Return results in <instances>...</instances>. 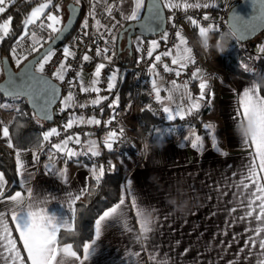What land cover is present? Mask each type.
<instances>
[{"label":"crops","instance_id":"0c3cea01","mask_svg":"<svg viewBox=\"0 0 264 264\" xmlns=\"http://www.w3.org/2000/svg\"><path fill=\"white\" fill-rule=\"evenodd\" d=\"M226 1L188 0L189 3L201 5L223 4ZM162 2L164 4L168 0ZM172 2L182 3V0ZM73 3L80 5L79 0ZM132 7L126 16L131 14ZM144 7L139 13L140 17ZM182 31L186 40L191 38L201 49L205 60L200 72L201 78L194 79L190 89L181 85L178 89L173 88L171 83H164L158 78L155 81L161 89L163 107L175 109L181 106L185 110L200 96L201 79L207 81L204 99L198 101L201 107L198 125L180 123V117L177 116L167 122L159 120L147 129L140 115L142 102L139 105L130 103L123 125L133 135L135 146L123 153L133 154L125 160H113V165L127 171L121 198L124 204L118 215L101 222L99 235L96 232V220L121 199L105 209L95 220L93 237L85 243L90 245L87 259H84V246L78 252L69 243H58L59 231L68 229L62 226L56 237L57 249L71 245V250L77 253L79 259L58 252L57 261L60 264H258L260 259H264L258 245L256 249L244 248L258 222L254 218L239 219L246 211L245 207L240 206V199L248 193L236 187L248 176L254 160V147L246 146L240 134L237 112L244 91L258 83L225 69L221 52L212 49L217 42L212 40L211 33L208 36L209 47L206 49L201 43L198 28L190 21L182 22ZM138 39V36L134 37V47ZM136 52L138 56L139 52ZM209 55L211 58H207ZM222 75L227 83L222 81ZM81 78L85 86L90 87L96 79L94 74H82ZM260 95L263 96L261 92ZM2 104L8 107H0V142L9 147V142L12 145L10 133L9 137H4L2 129L8 127L14 114L12 110L15 101ZM205 125L212 127L206 128ZM53 128L54 124L50 130ZM154 130H162L159 139ZM196 137H199L197 147H193ZM15 155L20 187L3 196L7 178L0 170L3 177L0 214H3V221L16 242L24 264H30L12 220L13 210L19 212L23 208L25 212L30 209L42 211L45 215L64 218L69 227L73 228L74 217L69 205L71 203L75 209L79 199L72 203L70 197L81 198L87 190L89 178L98 175L103 165L88 163L78 156H68L65 151L56 152L46 145L17 151ZM255 163L257 179L264 184V171L258 167V157ZM245 182L250 183L246 179ZM254 187L249 188L248 192L253 191ZM17 192L21 194L19 206L10 199ZM133 200L137 207H133ZM138 208L149 213L153 221L147 239L141 236ZM232 208H237V211L231 212ZM3 231L4 225L0 224V233ZM138 236L141 239L138 240ZM0 264H10V261L0 256Z\"/></svg>","mask_w":264,"mask_h":264},{"label":"snow or ice","instance_id":"6c2138e0","mask_svg":"<svg viewBox=\"0 0 264 264\" xmlns=\"http://www.w3.org/2000/svg\"><path fill=\"white\" fill-rule=\"evenodd\" d=\"M10 0H0V14L6 11V7L8 6ZM264 3V0H262ZM52 4V0H46L44 3H40L37 7L33 8L29 15L24 20V31L22 34L17 38V44L19 45L22 40L26 36L29 35V26L37 25L39 22L38 27L41 29L47 28L52 33H59L61 29L58 27L61 24L60 17L55 13H47L45 15V10L48 9ZM132 10L131 14L126 16L125 19L129 21H138L140 19L139 13L141 9L144 7V0H132ZM164 7L168 9L179 8L183 7L185 9L190 7L199 8L201 6L208 7L207 4L201 5L200 3H189L188 0H182V3H174L172 0H168V2L164 3ZM153 8L155 5H151L149 7L150 16L147 18V22L143 25L145 30L151 31L152 30V22L154 19L158 18L160 13L159 10H156L153 13ZM59 6H56V12H59ZM109 14H111V9H109ZM44 17V19H41ZM234 19H238L241 21V27L238 32L248 31V26L243 23L242 17L233 16ZM191 23L194 27L198 28V35L199 37H208L209 34L215 29L211 25L208 27H203L198 24L195 19H192ZM205 20H208L209 17L207 15L204 16ZM264 20V16L261 17ZM11 17H8L2 24H0V40H2L5 36L9 34L10 25H11ZM84 28L88 27L87 20H85ZM97 31L101 27L100 22H96ZM238 32H233V36L237 37L238 39H242V35H238ZM177 39L179 41L178 44L174 45L172 49L165 51L164 53L157 55L155 60L159 62L161 60V56H168L172 57L171 63L176 65V69L169 68L167 64H165L164 71H175L176 76L181 75V70L186 68L189 63H195V58L192 55V49L187 46V40L181 35L178 31L176 33ZM58 38V36H57ZM165 41L167 40V33H164L162 37ZM115 39V38H113ZM31 40H32V47L31 52H39L40 49L37 47V44H40L42 47V43L40 40L37 39L36 33H31ZM107 43V41H106ZM141 41L137 40L138 50ZM159 47V43L156 40L151 41L150 47L148 49V56L151 57L153 52ZM204 48H208V42L205 41L203 44ZM264 51V49H261ZM64 56L65 60L61 62L59 65V69L53 73V77L60 81H63L65 76L64 73L66 72V61L69 56H73L68 47L64 48ZM103 51L105 53L108 52V48H104ZM101 49H97V54L99 55ZM175 53V54H174ZM30 54V53H29ZM12 55L15 57L16 64L20 65L23 60L27 59V55H18L17 49H12ZM53 55L52 49H47L44 51L38 58H36L35 63L29 62L22 70L21 73L23 76L28 78V82L25 85H21L19 88L14 89L12 92L8 93L9 95L15 96H22L27 95L35 101V98L39 96L41 93L47 95L50 91L53 94L58 91L55 85H53L44 75L45 72V65L50 61L51 56ZM90 57L85 54L83 56L84 61H88ZM110 59V58H109ZM70 67V66H69ZM105 67L104 64H98L95 69L94 76L98 78L101 73V69ZM156 65L153 64L151 69H155ZM34 69V71H33ZM193 79L201 78L200 77V69L197 68L195 72L192 73ZM116 74L113 73L109 77L108 82V90H111L114 86V81L116 80ZM70 86L74 87L75 84L70 81ZM80 83V90L81 92H96L99 93L100 89L95 87L94 85L98 83L97 79L92 81V87H85L83 81H79ZM153 91L155 92V98L157 101H161L160 92L161 89L156 86V81L153 80ZM173 88L178 89L180 85L176 83V81H172ZM184 87L187 88V82L184 84ZM200 87V96L197 98L196 101H192L190 106L185 110L181 106H177L175 109H171L167 106L163 108V111L167 114L168 120H173L177 116L183 118L184 115H190L193 110L198 109L200 107L199 100L204 99V90L207 87V81L205 79H201ZM102 99H106V97H99L97 96L95 99H92L90 103L92 105H97L100 103ZM171 99V96H169ZM189 99L191 100V96L189 95ZM74 101L73 93L70 91L67 96L63 99L62 103L64 107H71ZM81 108L86 107V105L81 104L79 105ZM0 107H8L6 104H0ZM64 110L63 108L61 109ZM40 112L43 114L44 119H50L47 111L44 109H40ZM238 123L240 124V134L243 138V142L246 146H253L254 147V160L252 166L249 168L248 176L245 178L246 180L250 181V183H246L245 179H242L236 187L238 189H242L243 192L248 193L247 196H244L240 199V206L245 207L246 211L244 215L239 217V219L244 220L246 218H254L258 222V226L254 229V234L250 236L244 245V248L250 247L251 249H256L258 245V250L262 257H264V184L259 183L257 179V165L255 163V158L258 157L259 159V169L264 171V96L260 95V88L259 85L254 84L253 86L247 88L243 93V98L241 100L240 109L237 112L236 117ZM84 123L83 117L79 118H70L69 122L65 125V129L71 128L73 123ZM88 124H99L100 121L96 120L95 118H90L87 120ZM108 123H111L109 121ZM206 128H211V125H205ZM3 136L9 137V129L7 126H4L3 129ZM123 129L121 128L119 134L116 131H111L108 133V139L105 141V147L109 150H112L114 143L117 141L118 136L123 135ZM156 138L159 139L160 136L163 134L162 130H154ZM53 135H59V132L53 128L50 131L44 133L43 141H48L49 138ZM199 137L193 141V147H197V141ZM69 141H73L76 144H80L81 140L79 135L76 136H69L61 143L53 144L52 150L56 152H64L67 151L68 156L76 155V152L72 151L71 149L67 148ZM90 145H93L94 142H89ZM11 142H9V147H11ZM38 147H42L41 144ZM147 148V145H145ZM93 155H98L99 153L96 151H92ZM17 160L19 162V153H17ZM114 167V166H113ZM95 171V170H94ZM104 174V169L101 166L99 170V174L95 175V179L97 184H99L101 177ZM255 185L254 190L248 192L249 188ZM3 186V177L0 175V188ZM10 199L16 202L17 206L21 204V194L17 192L14 196L10 197ZM72 203L75 200L80 199V196H76L74 198L70 197ZM245 200L247 203H245ZM133 207H137L136 201L133 200ZM124 204V200L121 201L110 210L105 211L99 219L96 220V232L99 235L100 225L101 222L104 221L106 218L118 215L121 205ZM69 207L72 209L73 217L75 216V209L72 208V204L70 203ZM231 212H236L237 208H232ZM255 213V215H254ZM137 215L141 217L140 219V229H141V236L144 239H147V234L152 231L150 225L152 224V220L150 218V214L146 213V211L142 208L137 209ZM12 220L16 224V229L19 232L20 239L23 243V247L27 252V260L30 261V264H60L57 261V254L58 252H62L65 255L76 257L77 253L71 250V245L65 246L63 249H57L56 247V237L57 233L60 228L67 227L69 231L71 228L68 225V221L64 218H57L55 215H45L42 211H32L31 209L27 212L20 209L19 212L13 210L12 212ZM0 224L4 225V231L0 233V256H3L6 261H10V264H24V259L20 256L19 250L16 248V242L11 237V232L7 229L6 223L3 221V214H0ZM141 236H138L137 239H141ZM241 249V251L244 250ZM90 254V245H84V259L88 258ZM155 259V257H152ZM258 264H264V259H260Z\"/></svg>","mask_w":264,"mask_h":264},{"label":"built area","instance_id":"2783aa9c","mask_svg":"<svg viewBox=\"0 0 264 264\" xmlns=\"http://www.w3.org/2000/svg\"><path fill=\"white\" fill-rule=\"evenodd\" d=\"M14 0H10L9 4ZM80 5L83 7V21L78 25L72 37L62 43L59 47L53 49V55L50 61L45 65L44 75H47L54 80H56L62 86L61 98L56 105V112L59 113L61 109H66L69 107H64L62 101L71 91L74 96V101L71 107H80L79 105H92L90 101L95 99L97 96L108 98L114 87L117 84L119 77L123 74L124 70L127 68L133 70V90L135 92L136 98L134 104H141L144 98L147 99V105L152 110L160 121L167 122V114L163 111V105L161 101H157L155 98V92L153 91V80L157 78L164 83H171L176 81L178 85L184 86L187 82V88L190 89L193 84L192 73L196 71L197 68L201 70L204 68L205 60L202 55L200 47H198L191 38L187 40V45L192 49V55L195 58V63H189L186 68L181 70V75L176 76L175 71H164V65L167 64L169 68L176 69V65L171 63L172 58L168 56H161V60L157 62L155 57L164 53L165 51L172 49L174 45L178 44L176 33L179 31L182 35V22L187 20L190 21L189 17L195 19L200 26L208 27L211 25L215 31L219 32H231L227 24V15L230 8L234 5L236 0H228V3L218 4V5H208V7H190V8H173L166 10V27L165 30L157 36L144 37L137 35L140 38L139 45V55L136 63L133 66H128L123 63L116 53V41L120 31V21L114 13L115 4L107 3L104 9L98 10L95 6L94 0H79ZM8 4V5H9ZM57 4H53L49 7L45 15L49 12L57 14L60 18L63 17V11L60 8L59 12H56ZM8 7V6H7ZM6 11L0 14V23L10 17ZM109 9H111V14H109ZM209 17L208 20L204 19V16ZM41 19H44L42 17ZM87 20L88 27L84 28V22ZM99 21L101 27L97 31L96 22ZM37 25L29 26V35L17 44V39L13 44V48L17 49V53L29 54L31 52L32 40L31 33L35 32L38 40L44 42L52 32L47 28L41 29ZM214 31V32H215ZM164 33H167V40L165 41L162 37ZM232 33V32H231ZM233 34V33H232ZM115 38V39H113ZM156 40L159 43V47L153 52L152 56H148V49L150 47L151 41ZM107 41V43H106ZM239 42V41H238ZM256 54H247V67L251 77H257L259 74H264V63H261V59L264 57V29L258 33V35L251 40ZM241 48L243 49L247 42H239ZM38 45V44H37ZM40 45V44H39ZM138 47V45H136ZM39 47V46H37ZM68 47L69 50L74 53L73 56H69L66 61V72L64 73V80L60 81L53 77V73L59 69V65L65 60L64 48ZM101 49L100 54H97V49ZM104 48H108V52L103 51ZM87 54L90 59L88 61L83 60V56ZM110 58V59H109ZM207 58H211L209 55ZM98 64H104L105 67L101 69L100 76L96 78L98 83L95 87L99 88V93L96 92H81L79 81L82 80L81 75H92L95 73L96 66ZM155 64V69H151V66ZM70 66V67H69ZM2 67L0 66V74ZM115 73L116 80L113 82L114 86L111 90H108L109 77ZM70 81H72L75 86H70ZM83 81V80H82ZM84 83V82H83ZM85 86V84H84ZM90 87V86H85ZM130 105V104H129ZM129 105L126 108H118L117 106H112L109 115L105 118H100L98 116L92 115H82L77 114L66 119L58 121V117L55 122V129L59 132V135H53L48 141H45L47 145L52 147L53 144L61 143L69 136L79 135L81 143L76 144L73 141H69L67 148L76 152V155L86 161H90L95 165H102L101 148L98 139L95 135L96 132H100L103 135V146L105 149V141L108 139V133L111 131H116L119 134L122 128L123 135L118 136L117 141L114 143L112 150L109 151H121L126 152L135 146V139L133 135L127 131L123 125V118ZM201 108L193 110L190 115H185L183 118L178 119L180 123H196L200 117ZM83 117L84 123H73L71 128L65 129V125L69 122L70 118ZM90 118H95L99 120V124H88L87 120ZM111 121V123H108ZM142 124V123H141ZM50 131V127L47 128L44 133ZM89 142H94L90 145ZM96 151L99 154L93 155L92 151ZM67 152V151H65Z\"/></svg>","mask_w":264,"mask_h":264},{"label":"trees","instance_id":"16d2710c","mask_svg":"<svg viewBox=\"0 0 264 264\" xmlns=\"http://www.w3.org/2000/svg\"><path fill=\"white\" fill-rule=\"evenodd\" d=\"M41 0H14L7 7V13L12 18L10 31L7 36L0 40V62L3 57H7L11 65L18 69L29 58L34 56L37 52H30L27 55V59L23 60L20 65L16 64L15 57L12 55L13 44L15 40L24 31V20L31 12V9L35 4ZM75 0H52L53 4H57L63 11V19L59 28L62 26L65 17L67 16V5ZM146 2V0H145ZM95 6L98 10H103L107 3H114V13L120 21V31L131 21L125 19L121 6L118 0H94ZM52 4V5H53ZM81 6V13L78 22L66 39L69 40L74 34L76 28L83 21L84 13ZM144 11V9H143ZM142 11V14H143ZM119 31V32H120ZM56 33H52L42 45L47 44ZM225 34H230L226 44L221 46L224 51L221 52L222 64L230 72L236 73L243 77H251L247 67V54H256V50L251 41H248L245 47L242 49L238 40L231 32H211L212 40L219 41ZM123 38H126V33L123 34ZM64 44V43H63ZM42 46V47H43ZM122 46V45H121ZM118 47V38L116 41V53L119 55L121 61L128 66H133L138 58L135 47L128 46L127 39L125 41L124 48ZM39 45V49H41ZM125 51V52H123ZM18 55H24L17 53ZM264 63V57L260 60ZM2 67V66H1ZM3 77V71H1L0 79ZM254 78L260 88L261 94L264 96V74H259ZM136 98L133 90V70L127 68L123 74L119 77L116 86L114 87L111 95L102 99L97 105H86V107H69L58 113V121L66 119L68 117L82 114L98 116L105 118L109 115L112 106L118 108H126L127 105L134 102ZM15 101L17 103L16 112L8 122L9 133L12 141V147H7L0 142V170L5 174L7 178V185L3 192V196L9 195L17 190L19 185V173L16 162V152L26 149L39 148L41 144L45 146L43 141V132L49 128L52 124L40 119L29 107L28 101L23 97H7L0 93V104L3 102ZM142 109L140 115L144 120V127L150 128L159 121L157 115L150 110L147 105V99L142 100ZM201 108V107H200ZM204 109V108H203ZM201 115V112H200ZM200 118V117H199ZM199 121V119H198ZM196 123H192L198 125ZM101 148L102 165L104 167V174L97 184L95 177L89 178L87 190L77 201L75 206V216L73 218V228L71 231L68 229H61L58 233V243L71 244L78 252H81L84 244L93 237L94 223L98 216L107 208L118 202L123 195V183L126 178L127 171L122 170L116 165H113V160L118 159L124 155L121 151H109L103 146V135L100 132L95 133ZM86 161V160H85ZM91 163L90 161H86ZM114 166V167H113Z\"/></svg>","mask_w":264,"mask_h":264},{"label":"water","instance_id":"95a60500","mask_svg":"<svg viewBox=\"0 0 264 264\" xmlns=\"http://www.w3.org/2000/svg\"><path fill=\"white\" fill-rule=\"evenodd\" d=\"M155 5L153 8V13L156 10H159V17L154 19L152 22V30H145L143 25L147 22V18L150 16L149 7ZM162 0H146L143 14L141 15L138 21L129 22L118 34V47L121 46V41L123 34L126 33V39L128 46H132L133 38L137 35L144 37H152L160 35L166 27V10L163 6ZM81 13V6L73 2L68 3L67 5V16L60 27L61 31L56 33L53 38L45 44L39 52L34 56L29 58L20 68L15 69L10 60L7 57H3L1 60V66L3 71V77L0 79V93L7 97H18L15 95H9L8 93L12 92L14 89L19 88L21 85H25L28 82V78L23 76L21 70L31 61L35 63L36 58H38L44 51L47 49H55L59 47L62 43L66 41L68 36L74 30L79 16ZM242 17L243 23L248 26V31L238 32L241 27V21L234 19L233 16ZM264 16V3L262 0H236L234 5L230 8L227 15V24L231 32H238V35H242V39H236L239 42H248L253 40L260 31L264 29V20L261 17ZM58 36V38H57ZM34 71V69H33ZM45 77L56 86L58 89L54 94L48 92L47 95L41 93L39 96L33 98L22 95L20 97L26 98L29 104L30 109L42 120L52 124L55 122L58 117L56 112V105L58 104L61 94L62 86L53 78L45 75ZM40 109L47 111L50 119H44L43 114L40 112Z\"/></svg>","mask_w":264,"mask_h":264},{"label":"rangeland","instance_id":"374dc122","mask_svg":"<svg viewBox=\"0 0 264 264\" xmlns=\"http://www.w3.org/2000/svg\"><path fill=\"white\" fill-rule=\"evenodd\" d=\"M44 2H46V0H41V1H39L37 4H35L34 6H33V8H35V7H37L40 3H44ZM229 1H226L225 3H228ZM118 3H119V5L121 6V8H122V11H123V15H124V17H126V13H129V9H130V7L133 5L132 4V0H118ZM176 3V2H175ZM213 5H218V4H213ZM32 8V9H33ZM31 9V10H32ZM47 10L48 9H46L45 10V13L47 12ZM65 18H66V16H64ZM61 19V21H62V19H63V17H61L60 18ZM65 20V19H64ZM59 27V26H58ZM134 39V38H133ZM125 41H126V38H123V40L121 41V47L122 48H124V45H125ZM214 42H217V41H215L214 40ZM218 43V42H217ZM217 43H215V46H217ZM37 46H39V44L37 45ZM212 47V49H217L216 47ZM136 47V50L138 51V47L137 46H135ZM217 62H219V59H218V61ZM223 76V75H222ZM247 79H249V80H251V81H254L255 83H257V81L254 79V78H252V77H246ZM222 81L223 82H226L227 83V80H226V78L223 76V78H222ZM16 109H17V103L15 102V104H14V107H13V110H12V114L13 113H15L16 112ZM11 113V112H10ZM4 124V123H3ZM7 125V124H6ZM44 143H45V141H44ZM45 145L48 147V148H52V147H50L49 145H47V143H45ZM131 154H133L132 152L131 153H129V154H125V155H122V156H120L118 159L119 160H125L126 158H130L129 156H131ZM138 155H136L135 157H137Z\"/></svg>","mask_w":264,"mask_h":264},{"label":"clouds","instance_id":"9594fccd","mask_svg":"<svg viewBox=\"0 0 264 264\" xmlns=\"http://www.w3.org/2000/svg\"><path fill=\"white\" fill-rule=\"evenodd\" d=\"M228 39H230V34H225L223 37L220 38V40L217 43V50L220 52L224 51V48L221 46L222 44H226ZM207 41L208 42V47H209V37H201V43L202 45L204 44V42ZM207 49V48H206Z\"/></svg>","mask_w":264,"mask_h":264}]
</instances>
